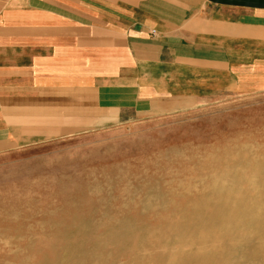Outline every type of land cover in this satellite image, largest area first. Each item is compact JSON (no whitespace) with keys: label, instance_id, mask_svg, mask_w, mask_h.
<instances>
[{"label":"rangeland","instance_id":"1","mask_svg":"<svg viewBox=\"0 0 264 264\" xmlns=\"http://www.w3.org/2000/svg\"><path fill=\"white\" fill-rule=\"evenodd\" d=\"M0 264H264V92L0 152Z\"/></svg>","mask_w":264,"mask_h":264},{"label":"crops","instance_id":"2","mask_svg":"<svg viewBox=\"0 0 264 264\" xmlns=\"http://www.w3.org/2000/svg\"><path fill=\"white\" fill-rule=\"evenodd\" d=\"M264 92V0H0V152Z\"/></svg>","mask_w":264,"mask_h":264},{"label":"bare ground","instance_id":"3","mask_svg":"<svg viewBox=\"0 0 264 264\" xmlns=\"http://www.w3.org/2000/svg\"><path fill=\"white\" fill-rule=\"evenodd\" d=\"M240 197H242V196H240ZM251 200H252V199H251ZM252 201H253V200H252ZM252 201H251V202H252ZM236 202H237V201H236ZM253 202H254V201H253ZM235 207H237V205H236ZM237 208H238V207H237ZM239 208H241V206H240ZM241 209H242V208H241ZM224 212L226 213V211H224ZM224 212H222V213H224ZM227 212H228V210H227ZM242 212H243V211H242ZM242 214H244V212H243ZM222 215H224V214H222ZM234 215H235V214H234ZM240 215H241V214H240ZM244 215H245V214H244ZM225 218H226V217H225ZM222 219H224V218L222 217ZM244 219H246L245 216H244ZM244 219H243V220H244ZM247 219H248V218H247ZM241 220H242V218H241ZM232 223H233V222H232ZM234 224H235V223H234ZM246 224H247V223H246ZM232 229H233V228H232ZM198 255H199V254H198ZM205 256L208 257L207 255H205ZM205 256H204V257H205ZM213 257H214V256H213ZM215 257H216V256H215ZM207 259H208V258H207Z\"/></svg>","mask_w":264,"mask_h":264}]
</instances>
